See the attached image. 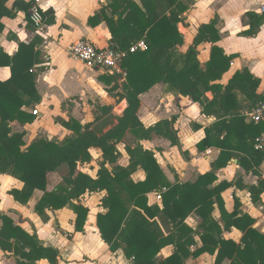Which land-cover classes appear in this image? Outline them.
I'll list each match as a JSON object with an SVG mask.
<instances>
[{
	"label": "trees",
	"instance_id": "16d2710c",
	"mask_svg": "<svg viewBox=\"0 0 264 264\" xmlns=\"http://www.w3.org/2000/svg\"><path fill=\"white\" fill-rule=\"evenodd\" d=\"M8 1L0 0V30L4 29L2 19L15 16V8L29 12L35 6V0H17L10 9ZM107 1L112 15L108 16L103 9L91 17L89 23L99 25L102 15L116 49H129L140 40L146 41L147 48L130 53L126 58L124 66L128 75L120 99H125L127 106L118 118V125L102 137L92 126L112 111L111 106L102 107L94 123L83 124L72 117L68 121L60 119V123L73 132L64 141L38 137L28 145L26 131L14 132L11 123L27 124L35 120V115L23 108L40 100L35 76L31 73L38 60L36 43L20 44L14 56L0 52V67L10 66L12 70L8 80H0V174L11 175L24 184L23 188H14L9 193L16 201L27 205L36 190L43 191L36 211L42 216L47 209L54 211L69 206L77 214L76 230L83 231L89 208L75 200L86 193L106 190L107 195L101 203L106 211L97 215L101 237L112 252L123 250L132 264H187L189 259L205 253L215 255V264L225 260H229V264H264V233L255 227V218L243 212L239 197L235 196L232 211L226 208L222 194L234 183L218 182L217 172L228 165L230 151H243L250 159L243 158L242 164L248 170L252 169L259 180L251 186L236 184L248 189L253 203L262 202L264 179L254 166H260L264 161V151L256 149L254 135L242 137L238 133V125L244 121L240 110L235 108L230 121L219 119L206 129V137L198 143V149L205 151L216 146L222 151L211 171L200 175L193 183H171L155 152L141 144L157 135L171 141L173 146L181 147L175 128L177 116L146 127L138 115L140 96L159 83L200 103L207 115L213 114L216 105L225 107L237 103L239 92L252 108L261 100L257 93L260 79L244 69L238 71L227 85L216 83L230 69L234 56L225 54L223 48L216 45L219 33L214 22L202 25L194 43L185 52L180 51L185 39L178 24L189 9V4L183 0H141L140 4L134 0ZM42 13L44 23H55L53 8L42 10ZM204 42H211L213 46L209 61L202 64L198 46ZM207 92L214 94L211 101L206 99ZM127 133L138 142L134 147L126 145L129 162L124 165L120 163L122 153L117 145L123 142ZM92 148H99L103 153L96 177L78 170L79 164L93 160ZM63 165L69 168V173L63 177L62 184L48 191L49 173L57 172ZM139 167L145 170L147 177L135 182L131 175ZM159 191L161 203H151L149 195ZM216 207L221 213L220 220L214 216ZM192 214L201 220L196 228L187 223ZM233 228L243 233L239 243L224 237V233ZM169 246L173 247V252L164 258L159 256ZM0 251L19 256L22 264H35L41 259L57 264L60 257L57 248L44 245L36 233H29L2 211Z\"/></svg>",
	"mask_w": 264,
	"mask_h": 264
},
{
	"label": "crops",
	"instance_id": "0c3cea01",
	"mask_svg": "<svg viewBox=\"0 0 264 264\" xmlns=\"http://www.w3.org/2000/svg\"><path fill=\"white\" fill-rule=\"evenodd\" d=\"M15 1L17 0H9L7 6L10 9L14 8ZM134 1L141 3V0ZM183 1L189 4V9L183 13L182 20L178 24L185 39L184 44L179 48L180 51L185 52L194 43L202 25L214 22L219 33V41L216 45L222 47L225 54L234 56L230 69L216 83L225 86L238 71L248 69L254 77L260 79L257 93L263 100L264 0ZM107 5V0H41L39 6L42 10L53 8L55 11L54 24L44 23L41 27L33 24L31 21L33 7L29 12L15 8V16H6L2 19L4 29L0 30V52L14 56L20 44L36 43L35 51L38 54V60L33 65L31 73L35 76V88L40 100L33 106L23 108L27 113L35 115V120L27 124H21L19 121L11 123L14 132L26 131L25 141L28 145L38 137H45L40 136L41 132L47 133V138L56 140L71 136L73 132L65 128L60 123V119L68 121L72 117L80 121L75 112L84 101L87 102L91 98L101 102L95 107L92 103L93 116L95 113L99 114L101 108L106 106H111V112H115L118 116H121L126 108L127 101L120 99V95L124 92L123 87L127 78L121 80L119 76H111L91 69L83 62L71 58L67 51L68 46L79 39L88 40L98 47L112 46V34L103 16L99 17L102 20L99 25L92 26L89 23L90 18L100 14L103 9H106L107 15L111 16L112 10L107 8ZM212 46L211 42H204L198 46V58L202 64L209 61ZM11 76L10 66L0 67L1 81H6ZM213 97V92L206 93L207 100L211 101ZM140 98L141 107L138 115L146 127L177 116L175 128L178 131L181 147L173 146L171 141L157 135H154L151 140L141 141L145 148L155 152L158 163L171 183H193L200 175L211 171L222 148L211 146L205 151H200L198 143L206 137V129L216 121L219 119L230 121L235 108L240 110L244 117V121L238 125L240 128L238 133L242 137L254 135L257 141L264 132V123L256 124L245 115V112L253 107L251 108L250 103L240 92L238 101L235 103L237 105L226 104L225 107L216 105L213 108V114L210 115L203 112L204 108L200 103L170 91L163 83L156 84ZM33 110H38V114H34ZM93 121L95 119L80 122L85 124ZM128 135L134 138L133 144L129 145L136 146L138 140L131 133H127L126 136ZM118 145V150L126 160L124 165H127L129 154L126 151V144ZM95 149L98 148L91 149L93 160L78 166L79 171L93 177H96L103 161V153L100 149H98L100 158L95 161ZM230 152L232 155L228 165L217 172L218 182L226 180L234 183L222 194L225 206L232 211L234 198L239 197L243 212L255 218V227L264 233V192L261 194L262 202L255 204L248 189L236 184L241 183L247 186L257 184L259 176L242 164L243 158L250 159L243 151L231 150ZM95 163L96 168L92 170L91 167ZM107 167L112 169L109 164ZM254 168L264 179V161ZM146 177L145 170L140 167L131 175L135 182L143 181ZM62 183L63 178L59 172L49 173L47 190L52 191ZM23 186V182L17 178L0 174V211L11 216L29 233H36L44 245L57 248L60 252L57 264H132V260L126 257L123 250L112 252L101 237L97 215L106 211L101 205L107 195L106 190L86 193L79 200H75V203L89 208L84 230L77 231V214L69 206L54 211L47 209L42 216L36 211V205L44 194L41 190L34 192L27 205L16 201L9 191L14 188L21 189ZM149 198L151 203H161L154 193H151ZM214 216L220 220L221 213L218 207L214 211ZM200 221L196 214H192L187 219V223L195 228ZM224 237L239 243L243 233L233 228L230 232H225ZM197 242L200 246L201 241L198 237ZM173 250V247L169 246L162 250L159 256L167 257ZM19 259V256L13 253L0 251V264H22ZM215 260V255L205 253L197 258L189 259L187 264H215ZM35 264L51 263L47 259H41ZM222 264H229V260H225Z\"/></svg>",
	"mask_w": 264,
	"mask_h": 264
},
{
	"label": "built area",
	"instance_id": "2783aa9c",
	"mask_svg": "<svg viewBox=\"0 0 264 264\" xmlns=\"http://www.w3.org/2000/svg\"><path fill=\"white\" fill-rule=\"evenodd\" d=\"M40 1L35 0V6L31 12V20L37 27L44 25V16L39 6ZM146 48L147 43L145 40L138 41L129 49L120 50L113 46L98 47L88 40L79 39L70 44L67 51L71 58L83 62L89 68L102 71L111 76H119L121 80H125L128 75L124 66L126 58L130 53ZM33 113L37 115L38 110H33ZM245 115L256 124L264 123V99L260 100L252 109L247 110ZM255 147L264 151V132L257 139ZM163 190H166V188H163ZM155 197L160 201L162 199L161 191L156 192Z\"/></svg>",
	"mask_w": 264,
	"mask_h": 264
},
{
	"label": "rangeland",
	"instance_id": "374dc122",
	"mask_svg": "<svg viewBox=\"0 0 264 264\" xmlns=\"http://www.w3.org/2000/svg\"><path fill=\"white\" fill-rule=\"evenodd\" d=\"M113 96V95H112ZM118 99H116V101H117ZM79 101V100H78ZM81 103V102H80ZM92 103L94 104V107L95 106H97V105H99L101 102H100V100H96L95 101V98H91V99H89L87 102H83L78 108H77V112H75L76 113V115H77V117H78V119L80 120V121H92V120H94V119H96V116H97V113H95V116H93L92 115V111H93V105H92ZM92 105V106H91ZM56 119V118H55ZM95 121H93V123H94ZM96 123V122H95ZM94 123V124H95ZM40 136H45V137H48L47 136V133H44V132H41V134H40ZM69 136H64L63 138H62V140L61 141H64L66 138H68ZM53 138H55V137H53ZM133 142H134V138L132 137V136H130V135H128V136H126V139L124 140V142L123 143H119V145L118 146H121V145H124V144H130V143H132L133 144ZM99 149V148H98ZM98 149H95V154H94V156H95V161H98L99 160V158H100V152H99V150ZM94 150V149H93ZM98 159V160H97ZM120 163H122V164H125L126 163V160H125V158H124V156L122 155V157H121V160H120ZM92 168V170H94L95 168H96V163L94 164V166H92L91 167ZM57 172H59V174H60V176H61V178H63L64 176H66L68 173H69V168L66 166V165H63Z\"/></svg>",
	"mask_w": 264,
	"mask_h": 264
},
{
	"label": "water",
	"instance_id": "95a60500",
	"mask_svg": "<svg viewBox=\"0 0 264 264\" xmlns=\"http://www.w3.org/2000/svg\"><path fill=\"white\" fill-rule=\"evenodd\" d=\"M118 118L119 116L115 112H110L102 119L97 121L92 126V129L98 136L102 137L118 125Z\"/></svg>",
	"mask_w": 264,
	"mask_h": 264
}]
</instances>
